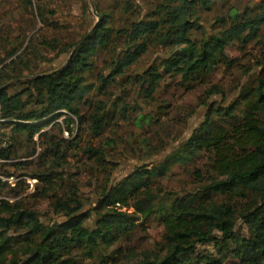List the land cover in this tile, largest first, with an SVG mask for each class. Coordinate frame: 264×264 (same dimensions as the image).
<instances>
[{"label":"trees","instance_id":"trees-1","mask_svg":"<svg viewBox=\"0 0 264 264\" xmlns=\"http://www.w3.org/2000/svg\"><path fill=\"white\" fill-rule=\"evenodd\" d=\"M36 1L37 18L50 25L54 11L47 16L42 0ZM112 1L113 8L104 10L94 0L100 19L78 38L62 43L42 39L45 46L71 55L62 69L36 71L39 59L31 63L29 55L37 53L32 45L15 58L21 45L13 46L0 59L12 58L0 70V160L14 159L19 142L35 143L45 129L73 135L76 123L101 136L111 121L128 112L125 81L150 101L164 80L179 78L182 85L208 81L220 66L230 64L226 50L233 43L264 46V0H248L243 6L227 0ZM217 1L227 3V10L208 32L200 12ZM21 2L25 9L33 7L32 0ZM117 7L127 16L119 23ZM153 48L161 53L132 73ZM105 51L112 53L108 72L89 82ZM256 66L255 81L239 84L228 103L206 102L201 122L162 160L138 166L114 182L106 176L89 209L75 183L70 188L58 171L72 143L51 135L39 156L44 170L27 176L37 181L31 196L48 199L60 219L44 222L20 201L0 199V264H264V59ZM14 79L21 84L17 89L5 84ZM109 87L118 90L108 93L115 96L111 104L93 106V96ZM216 94L224 92L213 85L206 96ZM131 112L137 127L153 121L150 113ZM88 153L98 160L104 156L95 148ZM177 164L192 165L194 186L165 191L159 180ZM200 167H206L208 176ZM7 181L0 178V186ZM151 217L163 226L160 241L153 249L132 245L135 231Z\"/></svg>","mask_w":264,"mask_h":264},{"label":"rangeland","instance_id":"rangeland-1","mask_svg":"<svg viewBox=\"0 0 264 264\" xmlns=\"http://www.w3.org/2000/svg\"><path fill=\"white\" fill-rule=\"evenodd\" d=\"M248 0H227L228 4L243 6ZM36 0H32L33 7L24 8L21 0H0V59L8 53L13 46L21 45L20 51L14 55L15 58L21 51L27 49L29 45L34 46L36 54H30L31 63L37 61L36 71H53L63 68L66 64L69 53L59 52L58 47H48L42 44V39L60 40V43L68 39L74 40L85 31L90 30L97 21V16L93 13L94 0H42L40 3L45 8L46 15L53 10L54 13L50 25L42 23L36 16ZM100 8H113L112 0H98ZM227 3L217 1L209 10L200 12L203 26L208 32L212 31L214 19L223 15L227 10ZM122 8V5H121ZM96 9V8H95ZM127 17L125 13L116 8L115 18L120 22V18ZM53 44L51 46H55ZM62 46H60L61 48ZM119 48L117 51H120ZM227 55L231 60V67L220 66L210 76L209 80L202 83L180 84L179 78L167 79L162 82L154 94L152 100H144L138 96L132 84L125 81L122 84V92L126 95L127 113L121 114L110 122V127L101 136H94L89 127L78 128V124L73 125V135L66 132H58V128L45 129L39 139L36 135L35 143H28L22 140L16 149V157L10 160H0V178L7 181L6 186H0V199L17 200L22 205L29 206L36 210L44 222L59 220L49 205L48 199H36L31 194L35 191L36 179L28 173L44 170L42 160L39 156L45 143L49 142L51 135L65 137L72 143V146L65 150V163L58 169L64 179L65 184L70 188L75 183L77 194L84 203V208L89 209L96 204L97 195L102 185L106 181V176L112 182L117 181L131 172L134 168L144 164H152L162 160L170 151L186 140L193 128L202 120L205 112V103L225 101L228 103L234 99L238 93L239 84L255 81L257 64L264 59V46L250 44L242 47L240 43H233L227 48ZM159 53L160 48H153L145 55L143 60L132 69V73L139 72L151 62ZM111 51H105L96 60L94 74L88 76L89 82H96L99 73L106 74L110 67ZM35 57V58H34ZM116 54L114 56V59ZM9 58L3 62L0 60V70L3 65L11 62ZM21 77L19 80H25ZM16 79L6 82L7 85L14 86L15 89L21 84L15 83ZM213 85L222 89L224 94H216L208 99L206 94ZM116 87H109L105 94H95L92 98L93 106L99 104H111L114 100L108 93H116ZM224 97V99L222 98ZM101 103V104H100ZM136 104H139L137 106ZM132 108H136L137 113H150L153 121L137 127L133 123L134 113ZM135 113V116L137 115ZM63 117L59 118L61 121ZM4 130V129H3ZM143 140V141H142ZM145 141V142H144ZM148 143L149 148L143 149V144ZM90 148L104 151L101 159L88 158ZM103 159V162L101 161ZM202 158L197 166L202 165ZM28 163L17 166L15 164ZM105 167V168H103ZM206 176L209 172L206 167H200ZM192 165H174L169 174L161 178L159 183L165 191L179 193L194 186L190 175ZM8 175H13L6 178ZM6 183V182H5ZM9 183H16L12 186ZM65 186L64 191L69 190ZM13 187V191L11 190ZM59 195L63 193L58 189ZM163 226L156 218H149L145 221L144 227L135 231L132 245L138 248L153 249L154 244L160 241Z\"/></svg>","mask_w":264,"mask_h":264},{"label":"water","instance_id":"water-1","mask_svg":"<svg viewBox=\"0 0 264 264\" xmlns=\"http://www.w3.org/2000/svg\"><path fill=\"white\" fill-rule=\"evenodd\" d=\"M93 13L97 16V21L96 22H98L99 21V19H100V16L97 14V12H96V9H95V7L93 6ZM71 57V55H69V58ZM68 58V59H69ZM59 69H62V68H59ZM59 69H57V70H59Z\"/></svg>","mask_w":264,"mask_h":264},{"label":"built area","instance_id":"built-area-1","mask_svg":"<svg viewBox=\"0 0 264 264\" xmlns=\"http://www.w3.org/2000/svg\"><path fill=\"white\" fill-rule=\"evenodd\" d=\"M12 178V177H11Z\"/></svg>","mask_w":264,"mask_h":264}]
</instances>
